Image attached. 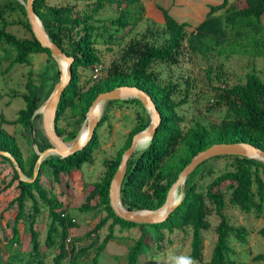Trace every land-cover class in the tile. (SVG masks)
<instances>
[{
  "label": "trees",
  "instance_id": "1",
  "mask_svg": "<svg viewBox=\"0 0 264 264\" xmlns=\"http://www.w3.org/2000/svg\"><path fill=\"white\" fill-rule=\"evenodd\" d=\"M82 1L90 2V10L75 11L67 4L50 5L45 0L34 1L35 12L50 40L73 57L71 80L61 95L55 116L58 136L63 142L77 139L84 129L82 126L86 123V112L96 95L120 85H134L144 90L152 97L160 115V123L154 136L145 147L134 151L128 159L120 189V201L124 208L135 211L162 206L179 171L197 152L214 143L248 142L264 150V80L254 71L247 72L242 83L220 85L216 88L217 102L226 107L229 117L224 118L218 125L206 126L196 122L183 130L177 107L187 100L188 86L185 88L184 97L176 101V85L172 82L162 83L152 67L156 61L178 63L184 46L187 50L199 53L213 50L219 54L245 51L254 57H264V0H244L243 6L239 8H234L229 0H221L218 4L209 5L205 18L195 26L186 21H178L167 9L158 6L163 16L161 28L146 27L141 37L130 39L121 49L119 57L107 65L104 74L87 88L80 85L78 68L92 69L100 62L95 43L98 36L108 31V27L103 25L100 32L99 25L94 22V14L106 4H116L120 13L109 22L118 30L131 24L130 6L139 4L132 26L141 20L144 7L141 0ZM25 4L26 0H0V64L7 62L4 71H9L15 64L30 63L33 55L46 53L49 64L41 74L44 78L49 76L52 82L42 92V87L32 79L29 72L25 91L21 93L25 105L17 111L13 120H6L0 114V150L8 152L15 159L26 178H32L38 154L32 149L30 155L24 157L16 131L8 130L6 125L19 126V134L23 136L30 134L32 126L38 150L51 147L52 144L39 125L41 113L35 111L52 92L60 78V71L49 49L42 47L33 35ZM10 25L24 28L28 35H17L9 28ZM188 28H191L189 32ZM114 37L113 33H108V40ZM160 38L158 43L157 39ZM125 102L139 105L142 114L138 115V123L129 132L115 157L105 160L106 169L102 177L91 184L85 201L77 206L81 212H101L99 220L84 234L72 236L70 230L77 227V223L67 207L53 193L48 194L40 177L47 168L52 179L60 183L61 176L68 175L91 161L93 150L98 144V129L108 119L109 107ZM102 106L95 133L86 146L67 157L57 154L47 156L42 160L38 175L33 181L19 179L10 158L0 154V158L11 165L13 174L7 184L0 187V200L2 191L15 181L14 188L17 191L3 209L7 210L16 205L12 223H6L11 233L10 237H6V244H21L22 222L24 232L29 235L30 261L43 264L40 260L39 231L34 226L42 202L48 208L50 219L44 245L46 248L55 246L54 264H61L67 258L71 264H77L82 256L94 248L96 254L92 261L95 264L96 256L103 251L110 239L115 238L116 225H119V229L138 227L140 230L138 237L128 248L126 264H138L141 256L150 249L148 240L151 237L157 247L161 248L160 244L165 237L163 230L171 233L174 230L185 232L186 229L191 231V241L190 252L184 264L190 260L198 261L197 264H233L229 258L232 253L230 237L245 242L249 231L243 225L231 224L224 210L229 203L243 212L253 211L259 216L264 207V178L261 175L264 161L235 154L206 159L185 178L181 200L165 221L154 224L126 221L119 218L109 205V185L121 154L130 145L132 136L149 125L150 117L136 97L108 100ZM67 112L69 115L66 117ZM64 117L67 118V126L61 127L58 123ZM219 157L231 159L221 172L205 184L195 179L197 175L203 177V167L210 160ZM212 171L208 168L206 175H211ZM179 195L178 188L176 198ZM27 202H30L28 210ZM212 210L218 215L219 222L214 229L216 238L211 257L204 262L202 232L210 226L208 215ZM104 226L107 233L100 238L98 231ZM147 227H151L153 231L148 232ZM261 232L264 233V228ZM252 259L264 264V252L255 254ZM2 261L0 248V264Z\"/></svg>",
  "mask_w": 264,
  "mask_h": 264
},
{
  "label": "rangeland",
  "instance_id": "2",
  "mask_svg": "<svg viewBox=\"0 0 264 264\" xmlns=\"http://www.w3.org/2000/svg\"><path fill=\"white\" fill-rule=\"evenodd\" d=\"M24 2V0H20ZM50 5H70L75 11L90 10V2L82 0H45ZM234 8L243 6L244 0H229ZM219 2V0H215ZM130 6L131 24L125 28L116 30L115 25H111L109 20L115 18L120 13V8L116 4H106L102 9L94 14V22L99 25L101 32L103 25L108 27V31L98 36L95 43L98 54L100 55V62L102 65L100 69L99 78L104 74V70L113 60L119 57L121 49L126 43L132 39L141 37L145 33L146 27L153 29H160L161 22L154 18L153 15L142 14L141 20L134 23L136 11L139 10V4ZM98 19V21H97ZM192 24L190 19H186ZM264 24V16L262 17ZM9 28L17 35L25 36L28 32L17 25H10ZM191 28H188L189 32ZM108 33L115 35L112 40H108ZM152 39V38H150ZM154 40V39H152ZM161 38L157 39L160 43ZM0 54H2L0 52ZM49 64L46 53H39L33 55L30 63L15 64L9 71H4L7 62L0 64V114L6 120H13L17 115V111L25 105L21 93L25 91V83L28 79L29 72L32 74V79L35 80L41 91L45 92L52 82L48 77L44 78L41 73ZM64 66V62L62 61ZM56 67L59 69L56 62ZM153 69L158 73L159 80L162 83L172 82L176 85L174 99L176 101L184 97L185 88L188 86L187 100L177 107V112L182 120L180 125L183 130L193 126L196 122H200L206 126L218 125L224 118L229 117L226 107L217 102L218 91L217 87L220 85H233L235 83H242L245 81L247 72L254 71L262 80H264V57L252 56L249 52L236 51L233 53L219 54L216 50L205 53L192 52L183 47L179 61L176 64L156 61L152 65ZM93 68V67H92ZM60 71V70H59ZM49 73H52L49 71ZM79 82L83 88H87L89 84L97 78L93 77V72L90 67L78 68ZM188 80V81H187ZM45 103V101H44ZM43 103V104H44ZM42 104V105H43ZM42 105L40 108L42 109ZM102 107L98 110L99 117L102 114ZM146 109V108H145ZM147 110V109H146ZM148 112V111H147ZM142 114V109L139 105L133 103H121L112 105L108 109V119L98 129V144L93 150L92 159L84 163L80 169L73 170L68 175L61 176L60 183H56L50 174V170L46 168L41 175V182L46 187L48 194L60 200L68 209V212L77 223V227L70 230L72 236L82 235L86 231L93 228L95 223L99 220L101 212L89 211L81 212L77 206L85 201L86 194L92 183L99 180L106 167L105 160L113 159L117 151L123 146L125 140L138 123V115ZM149 114V113H148ZM69 112L66 113V117ZM150 117V116H149ZM38 122L36 121V124ZM59 126H67V118L59 121ZM40 127L43 129L42 118L39 121ZM81 132L83 137L86 123ZM10 131H16L18 137V144L23 152L24 157L30 155L31 150L39 151L36 144L32 143V136H35L34 128L30 134L26 136L20 135V127L16 125H6ZM81 128V129H82ZM80 129V130H81ZM80 132V131H79ZM43 133L44 129H43ZM76 140V139H75ZM75 140L65 142L67 145L72 144ZM149 140H145L139 146V150L147 145ZM230 158L219 157L212 159L201 172H205L203 177L198 175L195 177L199 182L207 183L213 176L221 172L226 164L230 162ZM211 168L213 173L206 175V170ZM11 165L0 158V187L7 184L12 176ZM264 178V170L261 171ZM13 185L2 191L0 200V248L2 255V264H38L30 261L29 253V235L24 232V224L20 223L21 244L8 245L5 240L10 237V227L6 225L7 222L12 223L13 217L16 213V205H13L7 210V201L16 195ZM176 197V194H175ZM180 195L177 199H180ZM41 211L36 217L34 226L39 231L40 246V260L43 264H54L53 256L55 255V246L46 248L44 245V238L49 224L48 208L44 203L40 202ZM27 210L30 209V202H27ZM157 214L162 212V209L155 211ZM224 212L228 220L233 225L245 226L249 233L246 236L245 242L238 241L235 237H230V245L232 253L229 258L233 264H261V261H254L252 257L264 252V233L261 229L264 228V207L259 216L256 212H243L236 206L227 203ZM152 213V212H149ZM210 226L207 230L202 232L203 235V249L202 261L207 262L211 257V252L215 243V226L219 222L218 215L212 210L208 215ZM148 232H152L151 227H147ZM164 240L161 242V248L157 247L151 237L148 242L150 249L146 254H143L138 261V264H184V260L190 252L191 231L186 229L185 232L181 230H174L171 233L163 230ZM100 238H103L107 233V228L104 226L99 231ZM115 238L110 239L103 251L96 256L95 264H126V254L129 246L138 237L140 230L138 227L119 229V225L114 228ZM96 254L95 248L90 249L88 253L80 258L77 264H94L92 259ZM197 264L198 261L190 260ZM188 261L185 264H189ZM61 264H71L70 259H65Z\"/></svg>",
  "mask_w": 264,
  "mask_h": 264
},
{
  "label": "water",
  "instance_id": "3",
  "mask_svg": "<svg viewBox=\"0 0 264 264\" xmlns=\"http://www.w3.org/2000/svg\"><path fill=\"white\" fill-rule=\"evenodd\" d=\"M35 0H26L25 8L28 22L30 24L31 31L35 38L39 41L42 47L48 48L50 55L55 59L60 70V78L55 84L52 92L45 100L42 105V109L39 107L35 113H41L42 125L45 135L52 144L51 147L44 149L43 151H36L38 158L35 163V168L32 178H26L20 169L19 165L16 163L15 159L6 151L0 150V154L7 156L12 161L14 168L16 169L19 179L26 181H33L39 172L41 162L44 158L51 154H57L60 157H67L74 154L76 151L81 150L86 146V144L92 139L95 128L99 122V113L96 115L94 112L98 111L102 104L108 100L125 99L129 97H136L142 105L147 109L150 116L149 125L135 133L131 138L130 145L123 151L117 169L110 181L108 195H109V205L111 206L114 213L126 221H131L135 223H146L154 224L165 221L171 214V212L176 208L181 200L184 188V180L200 163L209 159L213 156L224 155V154H235L250 158H256L264 161V150L248 142H220L214 143L203 150L197 152L190 161L179 171L177 178L169 187L166 199L162 206L151 210H135L131 211L124 208L120 201V189L123 178L127 170V162L134 151L139 148V145L143 138L148 137L150 140L156 133L157 127L160 123V115L157 107L152 100V97L146 93L144 90L140 89L134 85H120L113 89L99 92L93 99L86 112V129L84 137L80 142H73L67 145L58 136L56 132L55 116L58 108V103L61 99V95L65 87L69 84L72 76V62L73 57L67 55L56 43H54L42 26V23L35 12L34 9ZM60 61H63L64 68L60 67ZM31 132L33 127H30ZM32 143L35 144L34 136L31 138ZM179 188L180 199L177 201L173 197V193ZM162 209L159 216L152 213Z\"/></svg>",
  "mask_w": 264,
  "mask_h": 264
},
{
  "label": "crops",
  "instance_id": "4",
  "mask_svg": "<svg viewBox=\"0 0 264 264\" xmlns=\"http://www.w3.org/2000/svg\"><path fill=\"white\" fill-rule=\"evenodd\" d=\"M144 7V15H153L155 19L163 22L162 11L160 7H163L169 11L178 21H186L190 19L194 21L189 23L191 26L197 25L201 22L208 11L209 5L220 3L215 0H141ZM218 1V0H217ZM150 13V14H149Z\"/></svg>",
  "mask_w": 264,
  "mask_h": 264
},
{
  "label": "bare ground",
  "instance_id": "5",
  "mask_svg": "<svg viewBox=\"0 0 264 264\" xmlns=\"http://www.w3.org/2000/svg\"><path fill=\"white\" fill-rule=\"evenodd\" d=\"M65 64V63H64ZM60 67L63 69L64 68V66H63V64H62V61H60ZM99 110V109H98ZM96 115H98V111H95L94 112ZM85 133V132H84ZM83 137H84V135H83ZM83 137H81V133H80V135H79V137L75 140V142H80L82 139H83ZM145 140H149L148 139V137H145V138H143L142 139V141H141V143H140V145L142 144V143H144V141ZM139 145V146H140ZM143 148V147H142ZM178 190V189H177ZM177 190L173 193V197L175 198V199H177L176 197H175V194H176V192H177ZM179 199H177V201H178ZM158 211V210H157ZM150 211H148V212H145V213H149ZM152 214H154V215H156V216H159L161 213H159V214H157L155 211L154 212H152Z\"/></svg>",
  "mask_w": 264,
  "mask_h": 264
},
{
  "label": "built area",
  "instance_id": "6",
  "mask_svg": "<svg viewBox=\"0 0 264 264\" xmlns=\"http://www.w3.org/2000/svg\"><path fill=\"white\" fill-rule=\"evenodd\" d=\"M102 68L101 64H95L92 68L93 77L97 78L99 76L100 69Z\"/></svg>",
  "mask_w": 264,
  "mask_h": 264
},
{
  "label": "clouds",
  "instance_id": "7",
  "mask_svg": "<svg viewBox=\"0 0 264 264\" xmlns=\"http://www.w3.org/2000/svg\"><path fill=\"white\" fill-rule=\"evenodd\" d=\"M189 264H194V262H191V261H190Z\"/></svg>",
  "mask_w": 264,
  "mask_h": 264
}]
</instances>
